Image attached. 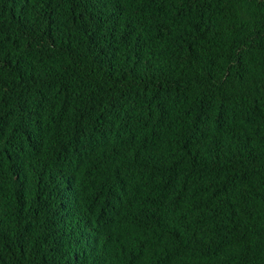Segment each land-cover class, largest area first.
I'll return each instance as SVG.
<instances>
[{"label":"trees","instance_id":"1","mask_svg":"<svg viewBox=\"0 0 264 264\" xmlns=\"http://www.w3.org/2000/svg\"><path fill=\"white\" fill-rule=\"evenodd\" d=\"M0 264H264V0H0Z\"/></svg>","mask_w":264,"mask_h":264}]
</instances>
